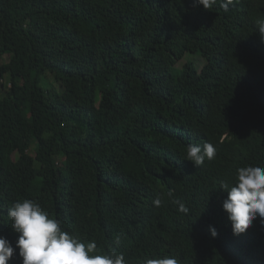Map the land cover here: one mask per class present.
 I'll use <instances>...</instances> for the list:
<instances>
[{
    "label": "trees",
    "instance_id": "16d2710c",
    "mask_svg": "<svg viewBox=\"0 0 264 264\" xmlns=\"http://www.w3.org/2000/svg\"><path fill=\"white\" fill-rule=\"evenodd\" d=\"M260 19L264 0H0V235L15 246L5 216L31 199L133 264H264L260 218L233 235L221 208L225 163L264 165Z\"/></svg>",
    "mask_w": 264,
    "mask_h": 264
},
{
    "label": "clouds",
    "instance_id": "9594fccd",
    "mask_svg": "<svg viewBox=\"0 0 264 264\" xmlns=\"http://www.w3.org/2000/svg\"><path fill=\"white\" fill-rule=\"evenodd\" d=\"M234 0H221L225 11ZM194 4L203 5L206 10L217 4V0H194ZM258 32L264 37V19L256 21ZM201 69V68H199ZM189 145L186 160L196 166L204 164L205 160H213L217 148L211 143ZM237 169L232 180L222 185L221 208L225 210L231 222L233 235H240L252 226L258 217L264 224V165L260 160L232 161L225 163ZM15 201V200H14ZM159 207L160 198L153 201ZM178 210L188 213L184 203L175 200ZM6 222L15 238V246L5 236L0 235V264H133L136 248L127 242H119V236L110 252L105 254L96 240H82L79 237L62 230L60 222L50 218L42 206L31 199L16 201L8 209ZM213 238L218 235L217 229L209 225ZM96 248L100 254L96 253ZM17 253L16 261L11 258ZM145 264H179L172 256L150 258Z\"/></svg>",
    "mask_w": 264,
    "mask_h": 264
},
{
    "label": "rangeland",
    "instance_id": "374dc122",
    "mask_svg": "<svg viewBox=\"0 0 264 264\" xmlns=\"http://www.w3.org/2000/svg\"><path fill=\"white\" fill-rule=\"evenodd\" d=\"M189 58L194 59L196 62H198V64H200V67H202V64L203 63H204V65L206 64L205 58L200 53H195V54H192V56H187L185 60H187ZM6 60H8V57L7 56H6ZM48 80L52 81L53 80V77L50 76L48 78Z\"/></svg>",
    "mask_w": 264,
    "mask_h": 264
}]
</instances>
